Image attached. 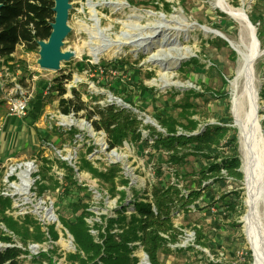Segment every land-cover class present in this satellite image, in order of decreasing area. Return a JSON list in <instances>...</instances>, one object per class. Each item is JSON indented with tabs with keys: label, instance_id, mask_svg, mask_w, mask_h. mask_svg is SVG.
Listing matches in <instances>:
<instances>
[{
	"label": "rangeland",
	"instance_id": "1",
	"mask_svg": "<svg viewBox=\"0 0 264 264\" xmlns=\"http://www.w3.org/2000/svg\"><path fill=\"white\" fill-rule=\"evenodd\" d=\"M132 1L133 4L127 0H70L67 19L70 31L64 37L61 48L72 51L73 55L67 60H62L57 70L39 66L38 46L26 49L23 44H18L13 52L22 79L28 81L30 87L28 89L32 95H36L37 88L41 86L40 80L44 82L45 85L42 86L44 106L42 111L40 110V118L35 121L34 128L37 131L35 143L14 149L7 153L9 158L0 162V191H6L11 198L8 214L14 217H19L25 212L35 214L36 217L42 218L44 230L45 225L56 223L58 238L36 243L37 246L31 250L34 252L39 249L56 248L57 254H54L53 259H56L57 264H67L64 255L75 250V244L71 234L58 220L55 194L49 191L39 194L34 191L32 180L35 170L41 167L42 157L51 160L50 172L59 179L60 176L62 179L64 169L57 164L58 159L75 165L79 156L85 154L93 165L100 169H105L111 163H118L121 167L120 173L129 180L127 186H118V189L123 188L126 191L125 204L135 196H140L144 187L155 179L156 173L153 164L155 160L148 158L149 149L143 148V142L132 144L125 140L121 146L108 149L104 131L94 130L81 112L78 114L60 112L57 91H51L55 86L56 77L62 80L66 88L64 96H70V88L75 87L89 105L114 102L124 106L130 105L116 92L113 81L118 79L124 82L138 77L146 86L152 88L157 100L154 102L145 100L141 89L135 91L132 96L134 106L141 109L133 108L143 124L154 125L157 129L160 127L155 115L163 106L164 94L166 97L171 95L170 102L174 107L181 102L183 90L195 88L204 91L203 97L193 100L197 104V113L194 117L199 119L200 127L207 122H220L235 128L240 158L239 169L242 172L241 137L232 111L234 96L231 86L238 54L228 42L238 40L240 24L221 10L218 4L224 2L242 8L246 20L256 32L258 22L253 24L249 15L264 16V0H165L168 5L164 7L161 2L155 4L150 0ZM158 24L169 27L161 30L160 27H155ZM205 28L216 33L206 32ZM262 43L259 41L262 52L254 65V81L258 91L259 124L264 142V128L261 124L264 120V99L259 95L260 87L264 83V36ZM191 57L198 58L200 64L193 65L190 71L183 63ZM113 59H120L128 64L131 72L126 74L121 68L117 69L115 64L110 62ZM148 71L151 74H147ZM38 128L40 130H37ZM69 129L75 131L73 136L68 133ZM39 133L43 136L39 137ZM147 133L148 129L142 128V135L146 136ZM225 141L226 138L223 143ZM91 145L93 148L88 150V146ZM112 151L119 157H115ZM28 159H34V165L30 171L31 178L27 179V184L22 189L19 186L20 179H25L22 174L26 171L17 165ZM11 166L16 168L11 170ZM186 167L195 169L197 163L191 158V163ZM77 168L75 166L78 183L91 190L89 197L84 196V189L78 192V196L90 204L89 208L93 215L87 218V222L91 232L96 235L97 230L92 229L93 223L99 221L103 214L114 215V209L118 204L117 196L110 197L96 178L89 172ZM225 181V186L220 188L221 192L242 189L236 209L229 214L225 208L205 205L202 201L196 200L195 209L191 206L192 209L188 211L176 212L173 222L181 233L178 240L171 244L172 250L159 253V259L163 264H212L219 261L240 264L247 258V250L250 251V264L252 263V252L241 219L246 209L243 178L240 186L235 179L227 178ZM181 183L179 182V185H182ZM43 200L46 201L49 212L40 215L38 210L42 209ZM239 200L242 208L238 204ZM132 207V204L128 205L126 212L129 213ZM261 207L264 209V203ZM67 211V207L61 208L63 215H67ZM3 224L0 223V227H4ZM194 227L199 229L201 235H205L201 236V239L206 241L207 246L196 242L198 236ZM13 236L19 241L17 236ZM175 247L181 248L176 250ZM143 252L140 245L134 251L139 260Z\"/></svg>",
	"mask_w": 264,
	"mask_h": 264
},
{
	"label": "trees",
	"instance_id": "2",
	"mask_svg": "<svg viewBox=\"0 0 264 264\" xmlns=\"http://www.w3.org/2000/svg\"><path fill=\"white\" fill-rule=\"evenodd\" d=\"M127 1L133 4L132 0ZM150 2L155 4L161 2L163 7L168 5L165 0ZM0 3V63L11 61L10 67H13L17 61L12 56L16 45L23 44L26 49H33L38 46V40L48 38L51 31L50 23L54 16L52 9L54 1L0 0ZM249 19L253 24L258 22L256 36L263 44L264 16L250 14ZM231 53L234 54L233 51ZM110 62L126 74L131 72L130 66L120 59H113ZM183 64L191 71L193 65L200 63L198 58L191 57ZM147 74L151 72L148 71ZM222 79L226 82L224 78ZM54 81L56 83L51 91H57L60 112L64 114L81 112L94 130L104 131L108 149L121 146L125 140L132 144L143 142V148L149 149L148 158L155 160L153 164L156 173L155 179L144 187L142 194L125 204L126 191L123 188L118 189V186H127L129 180L120 173L121 167L118 163H111L105 169H100L93 165L85 154L79 156L78 163L74 166L58 159L57 164L64 169L60 180L50 172L51 160L42 157L41 167L36 173L39 176L35 181L36 188L39 194L44 191L55 194L58 220L73 238L75 250L64 255L67 264H135L139 260L138 255L134 253L138 247L136 241L147 254L150 264H163L159 259V253L172 250L171 244L178 240L181 233L173 222L176 212H185L192 207L195 209L196 200L202 201L205 205L225 208L229 214L236 209L242 189L236 188L227 193L220 191V188L225 186L227 178L235 179L239 186L243 178L239 169L240 158L235 128L220 122H207L200 127L199 119L194 117L197 113V104L193 100L203 97L204 91L195 88L183 90L181 102L174 107L171 106V95L166 97L164 94L163 106L155 115L160 127L157 129L154 125L143 124L134 110L137 107L132 101L135 91L142 89L144 99L149 102L157 100L152 88L146 86L138 77L124 82L118 79L113 81L116 92L130 106L114 102L89 105L75 87L70 88V96H64L66 88L62 80L56 77ZM259 95L264 99V83L260 87ZM43 106V96L38 97L30 102L28 112L34 109L41 110ZM261 124L264 128V120ZM142 128L148 129L146 136L142 135ZM68 133L73 136L75 131L69 129ZM225 138L227 141L223 143ZM223 144L225 146H222ZM92 148L93 145L88 146V150ZM191 158L197 163L195 169L186 167L191 163ZM75 166L96 178L110 197L117 196L118 204L114 209V215L103 214L99 221L93 223L92 229L97 230L96 235L91 232L87 222V218L93 215L89 208L90 204L78 196V192L84 189V196L89 197L91 190L78 183ZM179 182H182V185H179ZM130 204L133 207L127 213L126 209ZM238 204L242 208L240 200ZM10 207V196L0 195V222H3L23 244L28 241L42 242L58 238L55 222L50 223L47 226L48 231H45L31 214L26 213L19 217L8 214L6 210ZM63 207H67L69 211L67 215L61 214ZM194 229L198 236L196 242L207 246L206 241L201 239V236L205 235H201L197 227ZM0 239L9 242L13 240L1 229ZM180 248L175 247L176 250ZM23 251L18 246L5 247L0 251V264H57L56 259H53L54 254H57L54 247L40 251L28 261L19 257ZM246 255L247 258L240 264H250L249 250L246 251ZM212 264L227 263L219 261Z\"/></svg>",
	"mask_w": 264,
	"mask_h": 264
},
{
	"label": "bare ground",
	"instance_id": "3",
	"mask_svg": "<svg viewBox=\"0 0 264 264\" xmlns=\"http://www.w3.org/2000/svg\"><path fill=\"white\" fill-rule=\"evenodd\" d=\"M218 6L240 24L238 40L228 42L238 54L231 86L234 96L232 111L239 127L240 149L243 154L241 170L246 209L241 219L252 252L251 264H264V209L261 207L264 203V142L259 124L257 90L254 81V65L262 51L255 28L246 20L242 8L224 2H219ZM155 27H160L162 30L165 27L168 29L169 26L158 24ZM204 30L215 32L209 28ZM112 154L119 157L114 151ZM137 264H148L144 253H141Z\"/></svg>",
	"mask_w": 264,
	"mask_h": 264
},
{
	"label": "built area",
	"instance_id": "4",
	"mask_svg": "<svg viewBox=\"0 0 264 264\" xmlns=\"http://www.w3.org/2000/svg\"><path fill=\"white\" fill-rule=\"evenodd\" d=\"M10 64L9 63H4L2 62L0 64V70L1 71H4V72H7L9 71V66ZM9 86H2V89H1V94H0V99H2L3 101L6 102L7 104V112H6V115L9 117V118H24L28 115V110H29V105H30V102H31V99H32V93H31V90L30 89H27L21 82L20 80L18 79L17 76H12L10 78V81H9ZM48 88H49V85H48ZM30 90V91H29ZM2 126L0 125V130H1ZM34 159H28V160H25V161H21L20 163H18V167H22L24 168V170L26 171V173L22 174L25 176V179L24 178H21L20 181L21 183L19 184V186L23 189L25 188L24 185H26V181L27 179L31 178L30 177V174H31V169L34 165L33 163ZM73 165V164H72ZM74 166V165H73ZM16 167L14 166H11V170L12 169H15ZM76 170V169H75ZM35 175H34V179L32 180V184H34L33 188H34V191L36 193L37 192V188H36V180L39 178L38 175H36L38 169L35 170ZM57 177V176H56ZM15 178V177H13ZM58 178V177H57ZM60 180H61V176H60ZM30 183V182H29ZM16 188V187H15ZM28 189H29V184H28ZM45 192V191H44ZM4 196H8L7 192L4 191V190H1L0 191V195H3ZM45 200H43V205H42V209H39L38 212L40 213V215H42L43 213H48L49 210L47 209V206L45 204ZM6 212H8V209L6 210ZM27 212L23 213L26 214ZM28 214H31L35 219H37L39 221V224L41 225V229L44 230L42 228L43 224L41 223V220L42 218H38L36 217L35 214H32V213H28ZM22 216V215H21ZM43 221V220H42ZM0 223H3V222H0ZM50 224V223H49ZM45 225L46 226V229H47V226L49 225ZM1 226V225H0ZM4 226V224H3ZM1 231L5 234H8L9 236L12 237V242H9V241H5V240H1L0 239V251L2 249H4L5 247L7 246H18V247H21L24 251L23 253H21L19 255L20 258H23L25 261H28L32 258L33 255H37L40 251H46V249H39L38 251H32L31 248L37 246L36 243H39V242H36V241H28L27 243L23 244L20 240L17 241V239L14 238V234L12 232H9V230L6 228V226L4 227H0ZM45 229V230H46ZM47 231V230H46ZM136 244L139 245V242H135ZM141 247V246H140ZM144 255L147 257V255L145 254V252H143ZM137 255V254H136ZM139 257V256H138ZM147 260H148V257H147ZM139 261V260H138ZM138 261L135 263L137 264ZM148 264L149 263V260H148Z\"/></svg>",
	"mask_w": 264,
	"mask_h": 264
},
{
	"label": "crops",
	"instance_id": "5",
	"mask_svg": "<svg viewBox=\"0 0 264 264\" xmlns=\"http://www.w3.org/2000/svg\"><path fill=\"white\" fill-rule=\"evenodd\" d=\"M14 54L12 53V56ZM14 57V56H13ZM12 65L11 61H8ZM1 64V63H0ZM14 65V64H13ZM12 76H17L18 79H21L20 82L28 89V81L22 79V75L18 68V64L15 63L13 67H9V71L4 72L0 70V94L2 86H9L10 78ZM39 85L41 86L37 88L36 95H32V98L42 97L43 89L42 86L45 85L42 80H40ZM30 88V87H29ZM34 99L31 100V102ZM2 105V106H1ZM5 105V107H3ZM7 104L5 101L0 99V125L2 126V130L0 131V162L3 159L9 158L7 153L13 151L14 149H19L27 144L32 145L35 143L37 131H35V121L40 118L41 111L40 109H34L24 118H9L6 115L7 112ZM43 109V108H42ZM37 130H40L39 128ZM39 137H42V134H38ZM3 157V158H2ZM2 158V159H1Z\"/></svg>",
	"mask_w": 264,
	"mask_h": 264
},
{
	"label": "water",
	"instance_id": "6",
	"mask_svg": "<svg viewBox=\"0 0 264 264\" xmlns=\"http://www.w3.org/2000/svg\"><path fill=\"white\" fill-rule=\"evenodd\" d=\"M53 1H54V5L52 9L54 11V16H53V21L50 23L51 31L46 40L37 41L39 47L38 64L40 67L45 69L57 70L60 68V62L62 60H67L73 55L72 51L62 50L61 48L64 37L70 31V27L67 23V19H68V11L71 5H70V0H53ZM0 8H1V3H0Z\"/></svg>",
	"mask_w": 264,
	"mask_h": 264
}]
</instances>
